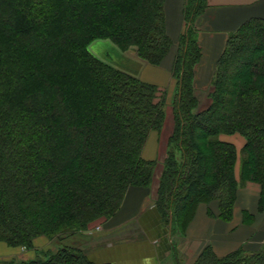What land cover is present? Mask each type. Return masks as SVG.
Returning a JSON list of instances; mask_svg holds the SVG:
<instances>
[{"label": "trees", "instance_id": "trees-1", "mask_svg": "<svg viewBox=\"0 0 264 264\" xmlns=\"http://www.w3.org/2000/svg\"><path fill=\"white\" fill-rule=\"evenodd\" d=\"M208 8V0L185 3L172 68L174 127L155 201L181 231L214 199L229 219L247 181L261 185L264 209V18L230 33L201 110L198 23ZM95 39L135 46L160 65L173 46L165 0H0V241L10 246L85 231L114 216L130 187L153 182L157 161L143 150L165 120L159 88L96 57ZM235 133L245 139L241 182L237 147L220 137ZM15 261L97 264L66 245L45 259ZM194 264H264V251L220 258L209 246Z\"/></svg>", "mask_w": 264, "mask_h": 264}, {"label": "crops", "instance_id": "crops-1", "mask_svg": "<svg viewBox=\"0 0 264 264\" xmlns=\"http://www.w3.org/2000/svg\"><path fill=\"white\" fill-rule=\"evenodd\" d=\"M185 3L186 0H165L167 32L175 41L185 27ZM208 3L209 8L198 23L202 57L196 68L197 89L211 85L216 63L230 33L250 18H264V0H208ZM176 52L177 47L170 50L160 66L161 72L143 65L141 78L154 84H169ZM221 139L234 143L240 155L245 143L242 135L222 134ZM168 140L159 159L157 153L145 155L147 145L143 156L159 161V164L164 162ZM236 170L240 173V162ZM157 179L155 175L150 187H130L120 209L102 223L97 234L74 235L65 244L72 245L73 241L76 244L73 243V247L82 250L97 264H194L209 246L220 258L239 249L246 253L264 251V209L260 208L259 183L247 181L239 185L229 219L221 216L218 199L201 203L182 233L164 221L155 205ZM1 249L15 251L3 243H0Z\"/></svg>", "mask_w": 264, "mask_h": 264}, {"label": "rangeland", "instance_id": "rangeland-1", "mask_svg": "<svg viewBox=\"0 0 264 264\" xmlns=\"http://www.w3.org/2000/svg\"><path fill=\"white\" fill-rule=\"evenodd\" d=\"M33 35L35 36L38 35V32L35 31ZM179 39L177 41L173 40L172 50L174 49V47L178 48ZM89 50L103 62L108 63L116 68L122 69L130 74H132L130 72L132 71L134 73L132 75L139 77L142 80H144L143 78H141V74L144 71L143 65H148L147 67H149V69H153L151 67H154L155 69H159V71L161 72L160 66H162L161 65L162 63L158 66L150 64L147 60L139 56L135 46H131L130 48L126 50H122L109 39H95L89 44ZM170 73L172 77L169 79L170 80L169 84L166 83L167 84L166 85L165 83H162V84L155 83L159 88L158 95L164 101L165 120L163 122V126L161 130L151 131L150 134L151 133L153 134L150 139L148 137L147 142H146L147 150H146L145 155H149L150 153L152 154L157 153L158 159L162 156L164 147L167 143V139H169L168 135L172 133L173 127H174L173 100H174L175 93H176V79L173 77L172 71ZM195 80H196V77H195ZM211 89H212L211 85L206 89L196 88V93L198 97L200 98V105L198 106L199 109L202 110L206 108V106L209 104V101H210L209 92ZM166 157H167V154H166ZM239 161H240V155L238 154V159H237L235 169L237 168ZM158 162L159 161H157V166H156L155 173H154V177L155 175L158 177V179L156 180V184L159 183L160 176L164 169V162H160V164ZM235 173L237 175V179L239 180V182H241L242 180H240L239 178L240 177L239 172L237 173V170H236ZM154 177H153V180H154ZM153 184H154V181L152 182L151 185ZM157 188H158V185H157ZM155 196L157 199V189L155 192ZM106 220L107 219L103 217L97 220H94L88 226L87 230L78 232L76 234H71L69 236H64V237L63 236L62 237L60 236L48 237L46 235L38 236L37 238L34 239L33 246L30 248L25 247V246H10L4 241H0V243H3V245L8 246L9 248L15 249V251H11V252L5 249H1L0 250V264H10L11 261H14V260L22 261V260H30L34 258H41V259L48 258V255L50 253L56 252L60 247H62L63 245L65 246L66 245L65 243H67L68 241H71L74 235L79 237V234L86 235V236H93L97 234L102 229V225H103L102 223L106 222ZM73 243L74 242L72 241L70 243L72 245H69V246L73 247V245L75 244Z\"/></svg>", "mask_w": 264, "mask_h": 264}]
</instances>
